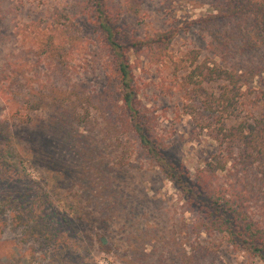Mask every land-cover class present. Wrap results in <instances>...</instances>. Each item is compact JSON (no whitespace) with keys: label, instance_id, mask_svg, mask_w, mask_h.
Instances as JSON below:
<instances>
[{"label":"rangeland","instance_id":"1","mask_svg":"<svg viewBox=\"0 0 264 264\" xmlns=\"http://www.w3.org/2000/svg\"><path fill=\"white\" fill-rule=\"evenodd\" d=\"M63 1L15 0L19 23L44 27ZM119 1L121 26L129 32L171 31L169 52L180 60L192 49L200 58L211 55L195 23L211 10L210 1L138 0L137 14L128 0ZM77 20L96 50L94 27L84 17ZM6 43L0 41V62ZM75 67L88 93L105 90L102 65L85 71L78 60ZM159 80L158 66L146 63L139 70V97L165 154L194 178L218 144L187 114L181 95L163 92ZM253 87L262 105L264 73ZM85 105L79 107L82 120L69 111L56 121L49 108L23 120L9 116L0 97V264H264L222 233L189 228L192 212L162 168L129 134L108 135L104 118L93 106L87 115Z\"/></svg>","mask_w":264,"mask_h":264},{"label":"trees","instance_id":"2","mask_svg":"<svg viewBox=\"0 0 264 264\" xmlns=\"http://www.w3.org/2000/svg\"><path fill=\"white\" fill-rule=\"evenodd\" d=\"M14 1L0 0V41L7 42L0 97L7 114L27 120L31 111L49 108L56 121L69 111L82 120L79 107L86 104L89 115L93 106L108 135L133 137L183 194L193 216L189 228L222 233L264 261V103L253 87L264 73V0H207L211 10L195 23L211 55L200 58L201 51L192 49L184 60L169 52L171 31L140 37L121 26L119 0H64L44 27L19 23L20 5ZM126 4L135 14L140 11L138 0ZM80 17L94 27L96 50L82 35ZM75 60L85 71L102 65L104 91L87 92L88 85L75 79L80 75ZM146 63L158 66L159 88L179 93L187 114L218 144L194 178L165 154L153 133L139 97L144 88L139 70Z\"/></svg>","mask_w":264,"mask_h":264}]
</instances>
